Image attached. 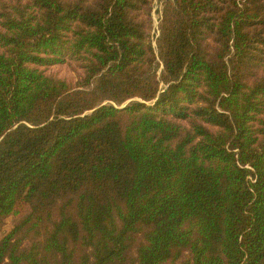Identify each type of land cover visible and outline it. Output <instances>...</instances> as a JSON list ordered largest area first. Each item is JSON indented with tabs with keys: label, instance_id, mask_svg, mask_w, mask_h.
<instances>
[{
	"label": "trees",
	"instance_id": "16d2710c",
	"mask_svg": "<svg viewBox=\"0 0 264 264\" xmlns=\"http://www.w3.org/2000/svg\"><path fill=\"white\" fill-rule=\"evenodd\" d=\"M154 2L0 0V264H264V0Z\"/></svg>",
	"mask_w": 264,
	"mask_h": 264
},
{
	"label": "rangeland",
	"instance_id": "374dc122",
	"mask_svg": "<svg viewBox=\"0 0 264 264\" xmlns=\"http://www.w3.org/2000/svg\"><path fill=\"white\" fill-rule=\"evenodd\" d=\"M163 2H164V0H155V2H154L155 8H154V12H153L154 15L153 16H154V25H155V29H154L155 39L158 36V29H159L161 17H162ZM52 70L57 72L58 75L63 76V77L64 76L65 77H72L73 76V72H71V70L66 65L52 67ZM127 103L128 102H126L125 104H127ZM10 223L11 222H9V225H10Z\"/></svg>",
	"mask_w": 264,
	"mask_h": 264
}]
</instances>
